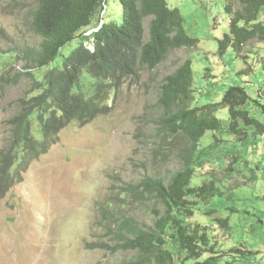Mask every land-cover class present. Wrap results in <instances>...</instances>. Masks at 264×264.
<instances>
[{"label": "rangeland", "instance_id": "rangeland-1", "mask_svg": "<svg viewBox=\"0 0 264 264\" xmlns=\"http://www.w3.org/2000/svg\"><path fill=\"white\" fill-rule=\"evenodd\" d=\"M167 1L180 10L185 30L199 39L197 46L170 50L155 68L138 67L109 114L84 126L68 125L59 142L30 164L0 199V264H125L141 256L119 247L132 231L118 235L116 225L123 217L142 229L153 227L154 209L162 211L163 203L133 188L141 193L139 186L150 177L169 182L184 167L190 143L162 131L159 98L164 78L186 59L193 64L192 107L220 102L234 85L264 104V41H249L239 55L230 47L221 56L218 40L230 23L225 0ZM35 5L36 0H0V71L12 80L0 99V145L15 103L31 86L21 72L29 70L23 50L40 42L31 28ZM151 19L145 20L147 37ZM258 19L264 23V7ZM248 108L264 123L261 106L251 102ZM216 115L222 129L207 131L191 154L192 185L214 180L221 194L198 202L186 220L209 232L223 264H264V133L255 135L247 127L248 137L241 139L229 130L227 107ZM217 217H228L230 226ZM236 248L246 253L224 256Z\"/></svg>", "mask_w": 264, "mask_h": 264}, {"label": "trees", "instance_id": "trees-1", "mask_svg": "<svg viewBox=\"0 0 264 264\" xmlns=\"http://www.w3.org/2000/svg\"><path fill=\"white\" fill-rule=\"evenodd\" d=\"M263 7L264 0H225L230 23L229 32L218 40L219 55L230 47L239 55L249 41H264V23L258 19ZM148 17L152 19L147 37ZM31 28L40 42L22 52L29 70L21 73L30 78L31 86L15 103L8 135L0 145V199L22 180L34 160L59 142L64 128L72 123L84 126L109 114L117 92L138 67L155 68L170 50L192 48L199 42L185 30L180 10L167 0H36ZM11 84L1 70L0 99ZM193 85L191 59L161 85L162 131L183 135L190 150L183 156L184 167L169 182L150 177L139 186L141 193L133 188L138 194L156 197L164 209H154L156 219L148 229L121 217L116 232L131 230L132 237L122 236L119 247L141 254L125 264H223V254L209 232L186 220L195 214L198 202H209L221 194L214 180L192 185L196 162L191 154L207 131L222 129L216 115L222 107L229 110L232 134L246 139L247 127H253L255 135L263 134L264 123L251 114L248 105L253 102L264 111V104L251 98L244 86L234 85L220 102L192 107ZM215 220L230 226L228 217ZM225 252L226 257L246 253L239 248Z\"/></svg>", "mask_w": 264, "mask_h": 264}]
</instances>
